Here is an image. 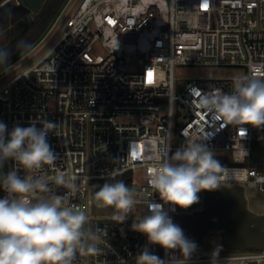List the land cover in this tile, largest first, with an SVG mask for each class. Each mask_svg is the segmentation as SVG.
<instances>
[{
	"label": "built area",
	"instance_id": "1",
	"mask_svg": "<svg viewBox=\"0 0 264 264\" xmlns=\"http://www.w3.org/2000/svg\"><path fill=\"white\" fill-rule=\"evenodd\" d=\"M177 66L264 76V0H81L48 52L0 85V122L9 132L14 125L40 127V120L57 124L48 136L57 160L36 174L60 195L67 190L52 184V177L75 175L78 191L67 192L71 202L86 211L93 231L106 229L102 252L78 255L74 264H136L147 244L146 236L131 230L140 216L123 224L114 213L93 217L94 208L105 207L94 193L100 182L124 176L147 214V202L162 203L148 178L163 149L170 147L171 154L189 140L204 142L229 158L222 185L264 194V163L247 164L252 144L264 143V130L226 125L199 104L217 90L230 93L233 79L182 82ZM157 99L166 101L165 112ZM11 167L10 161L4 171ZM198 195L197 204L176 208L172 218L201 214L204 191ZM148 247L167 261L164 249ZM190 264H264V249L206 254L198 245Z\"/></svg>",
	"mask_w": 264,
	"mask_h": 264
},
{
	"label": "clouds",
	"instance_id": "2",
	"mask_svg": "<svg viewBox=\"0 0 264 264\" xmlns=\"http://www.w3.org/2000/svg\"><path fill=\"white\" fill-rule=\"evenodd\" d=\"M8 60L7 49L0 48V64L6 65ZM199 104L226 125L264 130V76H234L230 93L217 90L203 95ZM39 123L40 127L36 123L14 125L9 132L0 122V191L4 193L0 198V264H74L78 255L102 252L100 233L106 229L93 231L86 211L67 195L78 191L77 177L61 172L52 177V184L67 190L60 195L53 192L48 179L36 174L57 160L48 142L57 124ZM170 152V147L163 149L153 158L148 178L162 203L147 202V214L131 224L132 231L147 238L136 264H190L198 245L174 223L170 212L197 204L202 191L219 189L229 171L204 142L189 140ZM10 161L12 167L4 171ZM94 198L115 209L113 220L120 224L138 204L135 191L116 180L99 186ZM164 205L170 207L166 210ZM148 245L164 249L167 261L153 254Z\"/></svg>",
	"mask_w": 264,
	"mask_h": 264
},
{
	"label": "rangeland",
	"instance_id": "3",
	"mask_svg": "<svg viewBox=\"0 0 264 264\" xmlns=\"http://www.w3.org/2000/svg\"><path fill=\"white\" fill-rule=\"evenodd\" d=\"M81 0H66L61 11L57 14L56 18L51 23L50 27L46 32L36 41H34L30 46H28L23 52L14 57V59L7 64L5 67L0 69V85L4 83L8 78L12 77L14 74L26 69L42 56H44L54 42L58 39L61 32L64 29V23L67 16L72 12L73 8L76 7ZM19 0H0V32L4 31L11 24L27 16L33 19L35 14H33L28 9L21 6L18 3ZM96 54H104L105 52L96 48ZM137 69H139L136 66ZM175 76L182 82H187L190 80H230L234 76L245 75L240 69L230 68V67H216V66H177L174 69ZM157 103L160 105L161 111L165 112L167 109V103L163 99H157ZM120 122L127 121L126 118H119ZM174 153V152H172ZM216 158L220 161L223 166L230 165L229 158L226 153L214 152ZM104 184V182H100ZM135 191L136 189L130 188ZM243 194L246 200L247 209L255 215H264V194H260L255 190L243 189ZM137 198V197H136ZM203 212V203L201 207ZM115 209L111 207H104L103 209L94 208L90 214L93 217L109 216L114 213ZM146 214L144 207L137 205L133 209V213L129 216H142ZM221 240L220 232L215 228L207 229L203 234V239L201 243V249L206 254H213L219 250V244Z\"/></svg>",
	"mask_w": 264,
	"mask_h": 264
},
{
	"label": "water",
	"instance_id": "4",
	"mask_svg": "<svg viewBox=\"0 0 264 264\" xmlns=\"http://www.w3.org/2000/svg\"><path fill=\"white\" fill-rule=\"evenodd\" d=\"M45 0H19L24 8L37 14ZM34 42L32 39L10 58L13 59ZM1 66V65H0ZM205 205L201 214L175 216L173 221L185 235L201 245L203 234L209 228L220 232V251L264 249V215H255L246 207L243 190L235 185H222L215 191H204Z\"/></svg>",
	"mask_w": 264,
	"mask_h": 264
},
{
	"label": "trees",
	"instance_id": "5",
	"mask_svg": "<svg viewBox=\"0 0 264 264\" xmlns=\"http://www.w3.org/2000/svg\"><path fill=\"white\" fill-rule=\"evenodd\" d=\"M66 0H45L40 10L33 19L23 16L4 31L0 32V48H6L9 53V64L13 59L10 57L25 46L32 39L38 40L50 27L57 14L61 11ZM23 42V46H20ZM6 64V65H7ZM0 69L6 65L0 64ZM264 163V143L254 142L251 147L250 156L247 164L259 167ZM118 181L128 183L124 176L118 178Z\"/></svg>",
	"mask_w": 264,
	"mask_h": 264
},
{
	"label": "bare ground",
	"instance_id": "6",
	"mask_svg": "<svg viewBox=\"0 0 264 264\" xmlns=\"http://www.w3.org/2000/svg\"><path fill=\"white\" fill-rule=\"evenodd\" d=\"M231 174H232V172H231Z\"/></svg>",
	"mask_w": 264,
	"mask_h": 264
}]
</instances>
